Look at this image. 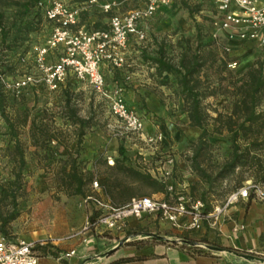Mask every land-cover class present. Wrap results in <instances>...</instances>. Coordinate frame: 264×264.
<instances>
[{"label":"rangeland","instance_id":"obj_1","mask_svg":"<svg viewBox=\"0 0 264 264\" xmlns=\"http://www.w3.org/2000/svg\"><path fill=\"white\" fill-rule=\"evenodd\" d=\"M16 1L21 3L24 0ZM63 1L80 9L79 25H83L86 29H96L105 25L104 16L106 15H103L99 10L100 0H97V2H92V0ZM185 1L189 8H185L181 4V0H170V3L160 7L157 15L150 20L149 23L152 26L148 24L146 38L144 41H140L138 46H135L136 52L135 54L132 53L133 55L131 54V61L129 60L122 67L117 68V78L123 80V86L127 87V84L124 83L126 79L119 73L128 75L137 72L148 77V86L161 98V101L175 103L177 98H182L178 93L175 78L168 73L159 76L155 71L151 58L155 57L158 45L161 42L167 56L176 61L186 38H190L192 47L196 45L197 32L200 33L202 42L211 43L204 47V51L213 48L215 56L224 58L227 62V69L234 74L244 71L256 59L264 58V44H261L258 40L241 39L235 29H215L213 31V20L217 12L211 0ZM136 2L134 0L127 3L122 9L135 6ZM14 8L15 6L6 5L1 7L7 25L16 23L13 16L15 14ZM49 30L48 22L44 16L41 17L38 22V30L25 36V42L13 45L16 48H14L15 52L8 57L7 64L9 66L2 75V80H0V91L5 94V114L14 124L24 158V164L20 167L18 155L14 152V138L9 133L5 118L0 115V184L12 180L15 173L20 170V187L16 192L15 203L9 202L11 198L0 203V212L7 214L15 209L16 216L5 225L7 234L2 235L0 233V235L11 240L19 238L31 242L36 251L38 250L37 246L42 245L47 240H35V237L39 235L57 234V236L61 235L58 238L59 240L82 238L84 241L88 237L86 235L100 229L86 228L87 223L91 221L89 219L91 213L93 214V211L96 210L91 201L86 199L87 195L94 194L88 186L85 191L87 195L84 196H68L60 190V171L63 163L69 158L68 155L73 157L76 155V147H70L71 140H76L74 134L76 127L71 125L69 119H67L66 114L69 108L64 102L65 89L72 94L70 99L71 109H75L79 117L89 119L90 126L86 129V133L101 131L104 134L116 137L119 136L120 131L119 124L110 114L106 103L94 95L84 81L70 78L56 91H48L43 86H39L34 90H26L19 96L12 94L7 84L32 67V47L41 44L48 35ZM132 45L136 44L133 43ZM18 53L22 54L18 56ZM21 56L25 57L23 61L20 59ZM217 63L211 67L206 65L203 68L208 73L211 81L214 82L218 77ZM221 83L226 85L225 80ZM215 88L216 94L203 100L210 117H214L217 111H224L225 105L229 104L228 98L220 94L221 88L216 85ZM260 109L264 110V102H262ZM32 122L35 125L44 124L47 135L53 133L55 129H59L55 132L56 138L53 139L54 141L46 139V135H40L36 136L38 140L33 142L29 135V127ZM211 127V124H209L208 128L211 129ZM178 128L181 132H184V129L179 126ZM208 140L211 143L208 151L210 161L212 163L222 162L229 154L227 135L225 133L221 135L213 134L208 137ZM76 165L81 171L82 161L78 156L76 157ZM241 170L244 179L235 188L233 187V176L216 182L211 194H213L217 204L221 203L231 191L244 185L256 184L247 176L251 170L249 171L245 167ZM182 180L181 175H174L175 183L171 185V196L186 193L183 189ZM257 185L264 187V183ZM149 190L152 189L141 186L137 189V192L139 195H145ZM166 191L167 198L169 190ZM198 191L196 189L193 195L197 197ZM252 196H254L253 193ZM193 197H190V199H194ZM209 199L210 197L207 199L208 202ZM148 217H150V222L153 225H151V228L136 226L135 230L141 232L138 237L147 235L148 238L157 239L158 236H161V233L167 234L169 231L170 234H175L176 237L187 233L183 237L186 239L188 234L201 229V227L195 230L173 226L163 220L157 213L145 214L138 220ZM164 226H168V228ZM122 231H125V228ZM152 231L155 232L152 233ZM135 241H140V238ZM261 257H264V254Z\"/></svg>","mask_w":264,"mask_h":264},{"label":"crops","instance_id":"obj_2","mask_svg":"<svg viewBox=\"0 0 264 264\" xmlns=\"http://www.w3.org/2000/svg\"><path fill=\"white\" fill-rule=\"evenodd\" d=\"M262 1L264 0H257V3L261 4ZM211 2L213 3L212 0ZM104 19L105 25L98 28H106L107 15ZM149 26L152 24L149 23ZM259 34L262 36L264 32L260 31ZM133 43L136 45H132ZM138 43L133 38L129 39L124 53L125 64L131 61V54H135V46H138ZM102 71L108 85L122 86L126 103L142 118L143 135L115 137L101 131L85 133L76 155H68L66 168H69V161L78 156L82 161L81 172L91 174L92 181L96 179L99 183V188L95 191L91 188L92 181L87 183L85 189L88 186L96 196L114 206L124 205L132 197L143 196L144 194L139 195L137 192L141 186L152 189L145 193L147 196L166 198L164 192L155 191L147 185L139 187L136 180L123 176L118 170L123 156L126 157L123 162L125 165L148 172L166 188L175 183V174L181 175L185 194L189 198L194 196V199H198L199 192L206 189L207 185L198 187L197 197L193 195L194 192L190 193V185L195 183L198 177L189 166V158L192 155L189 144L197 139L200 129L188 125L189 118L184 109L183 98H177L175 103L161 101L148 86V77L144 74L119 73L126 79L125 87L123 80L117 78V68L105 66ZM178 126L184 129V132H181ZM146 135L159 136L160 139L150 144L143 139ZM71 143V148L77 147L76 140H71ZM165 173L168 175L165 176ZM117 182L120 183L118 187ZM122 184L133 188V192L126 191L122 197H118ZM105 186L108 192L105 191ZM209 197L211 205H216L213 194L210 193ZM92 206L94 207L93 203ZM151 225L153 223L150 222V217L141 220L129 219L125 231L100 228L86 235L88 237L84 241L82 238L59 240L61 235L57 234L39 235L35 240L47 239L37 246L39 264H264L241 256L250 254L261 257L264 254V197L250 196L248 199H241L229 206L219 216L215 225L205 221L200 230L191 233L192 235L188 234L186 239L183 237L187 233L176 237L169 231V234L161 233L157 239L148 238L147 235L138 237L141 232L135 230L136 226L151 228ZM138 238L140 241H135ZM180 239L188 240L194 245L176 242ZM205 245L217 246L221 250H210L205 248ZM71 249L75 250L71 257L57 258Z\"/></svg>","mask_w":264,"mask_h":264},{"label":"built area","instance_id":"obj_3","mask_svg":"<svg viewBox=\"0 0 264 264\" xmlns=\"http://www.w3.org/2000/svg\"><path fill=\"white\" fill-rule=\"evenodd\" d=\"M134 0H100L99 10L107 15L106 28L86 29L79 25L80 9L63 0H50L43 6V16L48 22L49 33L41 44L32 47V67L12 79L7 86L14 96L43 86L56 91L68 79L84 81L92 93L102 99L116 122L119 136L143 135V121L137 112L127 105L120 84L108 85L103 67L120 68L125 63L124 53L130 38L144 41L150 20L160 7L170 0H135L136 5L122 9ZM217 10L213 26L217 30L235 29L241 39H254L264 44V1L257 0H212ZM97 2V0H92ZM22 61L24 56L20 58ZM2 80V75H0ZM144 141L155 143L160 137L145 136ZM1 156V150H0ZM168 175V173H165ZM93 191L99 188L95 179L91 182ZM155 199L143 195L132 197L126 204L114 206L98 196L90 194V200L97 213L86 228H103L122 231L129 219H138L145 214L157 213L173 226L199 229L203 221L213 225L219 216L241 199L264 197V187L248 184L231 191L225 199L203 213V202L190 199L186 194ZM75 254L71 249L58 255V259ZM0 264H39V255L34 245L24 239L0 238Z\"/></svg>","mask_w":264,"mask_h":264},{"label":"trees","instance_id":"obj_4","mask_svg":"<svg viewBox=\"0 0 264 264\" xmlns=\"http://www.w3.org/2000/svg\"><path fill=\"white\" fill-rule=\"evenodd\" d=\"M50 1V0H49ZM48 0H24L21 3L16 0H0V75L6 72L9 56L14 53V46L25 42L24 37L38 30V22L43 17V6L48 4ZM185 8L189 5L185 0H181ZM14 7V17L16 23L7 25L2 6ZM185 44L181 48L176 61L168 57L161 42L158 45L155 57L151 60L154 64L156 73L161 76L168 73L175 78L178 93L182 96L184 109L189 118V126L197 127L200 133L195 141L190 142L189 148L192 155L189 158L190 169L197 175L198 179L190 185L192 194L198 187L206 184L207 188L202 189L197 197L203 201V213L210 212L212 205L208 202V196L212 192L216 182L223 181L233 176V187H237L243 179L241 174L244 167L251 170L248 177L254 183H264V110L260 109L264 102V58L256 59L244 71L233 73L228 70L227 62L224 58L215 56L213 48L204 51V47L210 45V42H202L199 32L196 34V45L190 44V38L184 40ZM16 49V48H15ZM22 53H18V56ZM216 62L218 77L215 82L211 81L208 73L203 70L204 66H213ZM70 80V78L67 79ZM226 85H222V81ZM215 85L221 88L220 94L228 98L229 104L225 105L224 111H217L214 117H210L205 109L203 100L216 94ZM34 90V89H30ZM64 102L68 106L67 119L70 124L76 127L75 137L76 145L81 144L82 137L86 129L90 126L89 119H84L76 114L75 109L70 107L71 92L64 91ZM5 94L0 91V115L5 118L9 127V133L14 138V152L18 155L19 166L24 164L23 152L14 124L5 114ZM67 108V109H68ZM211 124V129L208 125ZM55 131L48 133L44 124L35 125L31 123L29 135L31 139L37 141L36 136L46 135V139H55ZM225 133L229 142V154L222 162L212 163L208 151L211 143L208 137L213 134L221 135ZM120 149V148H119ZM121 151V149H120ZM126 157H122L119 164V171L123 176L136 180L140 185L152 187L155 191L166 193L167 188L157 179L151 177L148 172H142L127 166L123 162ZM67 162L61 168L60 181L61 190L67 195H87L85 186L92 181L91 174H84L76 165V158L69 161V168H66ZM20 170L15 173L12 180L5 184H0V203L8 201L11 198L12 204L16 200V192L20 187ZM120 185L117 182V187ZM105 191L108 192L106 186ZM133 192L126 184H122L118 191V197H122L125 192ZM252 196V193L250 194ZM97 213L93 211L89 219L92 221ZM16 216L15 209L3 214L0 212V233L7 234L5 225Z\"/></svg>","mask_w":264,"mask_h":264},{"label":"water","instance_id":"obj_5","mask_svg":"<svg viewBox=\"0 0 264 264\" xmlns=\"http://www.w3.org/2000/svg\"><path fill=\"white\" fill-rule=\"evenodd\" d=\"M176 242H179V243H182V244H186V245H194L192 242H190L188 240H183V239L176 240ZM205 247L207 249H210V250H221V248H219L217 246H213V245H205ZM241 256L243 258H246V259H249V260H256V261L264 263V257H257V256L250 255V254H241Z\"/></svg>","mask_w":264,"mask_h":264}]
</instances>
